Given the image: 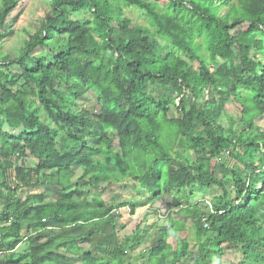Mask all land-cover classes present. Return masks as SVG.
Returning a JSON list of instances; mask_svg holds the SVG:
<instances>
[{"label":"trees","instance_id":"16d2710c","mask_svg":"<svg viewBox=\"0 0 264 264\" xmlns=\"http://www.w3.org/2000/svg\"><path fill=\"white\" fill-rule=\"evenodd\" d=\"M218 1L227 4L223 15L217 0H169L167 11L149 0H123L167 42L165 57L150 30L132 25L112 0H51L18 57L0 55V264L129 263L154 217L152 243L139 254L144 264H166L170 256L224 264L231 249L241 254L237 264H264V130L255 122L264 117V61L253 55L264 56V0ZM17 4L1 0L0 42L12 33L5 28ZM58 34L66 41L50 63L29 62ZM201 36L208 59L195 42ZM14 65L20 71H11ZM151 86L172 95L157 99ZM216 90L242 106L236 132L232 118L228 132L199 106L213 102ZM89 91L97 106L77 108ZM162 126L174 134L170 143L161 142ZM28 157L37 160L34 167L25 166ZM72 167H81L83 187L107 183L102 191L110 198L71 188ZM120 176L147 193L149 205L118 229L113 212L130 204L112 187ZM28 184L52 187L53 202L43 193L22 198ZM215 187L221 192L208 197ZM204 197L211 206L200 203ZM187 219L197 251L187 239L176 249L167 241L186 230ZM23 243L26 250L15 251Z\"/></svg>","mask_w":264,"mask_h":264},{"label":"rangeland","instance_id":"374dc122","mask_svg":"<svg viewBox=\"0 0 264 264\" xmlns=\"http://www.w3.org/2000/svg\"><path fill=\"white\" fill-rule=\"evenodd\" d=\"M114 2V6H121L123 10V16L127 17L132 25H141L145 26L150 30L149 36H151L154 40L158 42L157 46V54L160 56L165 57L166 54L169 52V48L167 47V42L163 41L157 37L152 36L155 29L151 25L150 20L141 13L142 11L135 8V7H128L125 6L123 3V0H112ZM150 2L156 4L160 11H167L171 10L169 5V0H149ZM49 2L51 0H18L17 7L13 10V12L10 14L9 18L7 19L6 24V30H12L11 34L5 35L3 40L0 42V55L1 57H8L10 59L17 58L19 55L20 50L22 49L24 45V40L28 37V35L36 33L39 31L42 25V21L44 17L46 16V12L49 7ZM216 2V0H215ZM1 4V0H0ZM217 5H221V8L219 9L220 15L225 14V12L228 10L227 4L223 1L217 0ZM78 14H72L71 16L73 18H78ZM205 37H196L195 42L200 45V52L208 59V54L205 52L206 50V42ZM66 41V35L64 34H58L55 35L53 40H48L45 43V46L42 48H37L33 53L30 54V60L29 62H33L34 58H41L46 63H50L54 56L61 50L64 43ZM237 54V53H236ZM235 54V62H238V55ZM257 57L258 60L264 61V56L260 53L256 52L253 53V55ZM254 57V56H253ZM10 70L13 72L20 71V66L14 65L10 67ZM149 92L151 95L157 99L167 98L168 96L172 95V93L164 89L160 86H151L149 87ZM211 92H209L210 94ZM213 96V102L208 103H200L199 106L203 108V110L207 114H212L217 118V121L219 124H221L228 132H230V122L228 120V116L233 119L235 122L234 128L232 129L234 132L237 131V129L242 124V121L240 120L241 117V108L239 102L234 101L233 98L224 99L223 97L219 96L217 90L214 94H210V97ZM204 102V101H202ZM97 106V97L94 92L89 91L85 97L77 102V108H83L85 110H92ZM176 111L173 107V105L170 106V112L169 117H175ZM40 117L43 119L45 117V114L42 112L40 113ZM256 124L264 130V117H259L256 119ZM161 142L163 143H170L173 138V133L171 130L166 127H161ZM109 135H112V132H108ZM60 137V136H59ZM57 148L59 149L60 146L57 144ZM25 161V166L27 168L34 167L37 163V160L33 157H28ZM20 163V162H19ZM227 165L232 166L234 163V160L232 158L226 159ZM220 164H218V167L215 170L216 177L218 180H221L223 178L222 171L220 169ZM72 171L74 177L71 188H73L75 185H81L84 183V181L81 180L82 175V169L81 167H72ZM119 182L117 184H113V189L120 194L119 201H130L129 207L127 208H121L115 210L113 213L116 215V226L118 229H121L123 225L125 224V221L127 218H137L139 214L144 209H147L148 207V200H147V193L143 192L137 184H135L132 180L130 181L128 177L120 176ZM227 183V182H226ZM107 185L105 182H101L98 186V188H92L91 186L87 187L81 185L84 190H90L92 196L99 195L102 198L109 199L110 195L107 193H104L102 191V188H104ZM51 190L52 187L50 186H38L35 187L34 184H28L24 185L22 190L19 192L22 198H25L27 195L35 194V193H43L45 196V200L47 202H53L51 200ZM221 191L219 188L215 187L212 191V194H210L208 197H213L217 194H219ZM165 198V201L170 202L171 198L168 197L166 194L163 195ZM198 196L197 198H199ZM201 201V199H200ZM202 203V202H201ZM173 211V209H172ZM160 212V211H158ZM172 213V212H171ZM156 218H152L151 221H149V227L148 232L144 233L142 236L143 242L135 248V250H132L129 252V263L124 264H144L145 260L143 257H139L140 253H144V250L146 247L152 243V240L154 238L155 229L152 228L153 224L155 223ZM133 223L129 224L126 229H129V231L133 227ZM194 223L191 222L190 219L186 220V230L184 231H176L173 233H170L167 237L168 243L171 245L173 249H176V247L180 244L181 240L187 239L190 243V250L191 251H197V244L194 240ZM79 234V232H77ZM76 234V235H77ZM79 246L82 250H92L94 253V249L90 247L88 243H80ZM26 250V243H23L21 247L17 248L15 251L23 252ZM240 252L236 249H231L226 251V253L221 257L222 263L224 264H237L240 259ZM135 260L137 262L135 263ZM132 262V263H131ZM166 264H192L190 260H187L186 257L181 259L179 262H173L172 257L170 256L167 259Z\"/></svg>","mask_w":264,"mask_h":264},{"label":"built area","instance_id":"2783aa9c","mask_svg":"<svg viewBox=\"0 0 264 264\" xmlns=\"http://www.w3.org/2000/svg\"><path fill=\"white\" fill-rule=\"evenodd\" d=\"M228 151H227V153H226V155L228 156ZM206 202L211 206V204H210V201H208V200H206ZM203 222H207V219L206 218H203ZM3 254V252H0V256Z\"/></svg>","mask_w":264,"mask_h":264},{"label":"clouds","instance_id":"9594fccd","mask_svg":"<svg viewBox=\"0 0 264 264\" xmlns=\"http://www.w3.org/2000/svg\"><path fill=\"white\" fill-rule=\"evenodd\" d=\"M206 200H208V199H206V197H204V199H201V202H204V201L206 202ZM208 201H209V200H208ZM201 202H200V203H201ZM170 211H172V210H170ZM169 213H170V212H169ZM204 224H206V222H204ZM206 225H207V224H206ZM206 225H205V226H206Z\"/></svg>","mask_w":264,"mask_h":264}]
</instances>
